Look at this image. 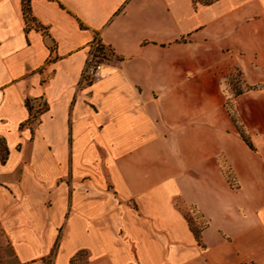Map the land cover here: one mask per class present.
Here are the masks:
<instances>
[{
  "label": "crops",
  "instance_id": "1",
  "mask_svg": "<svg viewBox=\"0 0 264 264\" xmlns=\"http://www.w3.org/2000/svg\"><path fill=\"white\" fill-rule=\"evenodd\" d=\"M30 7L27 31L22 0H0V264H264L224 106L228 72L249 84L264 63V0ZM95 38L106 77L90 82Z\"/></svg>",
  "mask_w": 264,
  "mask_h": 264
},
{
  "label": "rangeland",
  "instance_id": "2",
  "mask_svg": "<svg viewBox=\"0 0 264 264\" xmlns=\"http://www.w3.org/2000/svg\"><path fill=\"white\" fill-rule=\"evenodd\" d=\"M249 70V84H245L239 67L228 72L224 81V106L238 133L244 134L252 143L253 148H250L243 140L248 149L243 153L235 146V158L242 182L256 202L264 205V63L259 68L251 66ZM250 80L259 85L250 84ZM225 172L231 184L236 185L231 170L226 167ZM186 214L195 228L205 225L195 207L187 206Z\"/></svg>",
  "mask_w": 264,
  "mask_h": 264
},
{
  "label": "built area",
  "instance_id": "3",
  "mask_svg": "<svg viewBox=\"0 0 264 264\" xmlns=\"http://www.w3.org/2000/svg\"><path fill=\"white\" fill-rule=\"evenodd\" d=\"M107 59V50L102 46L99 38H95L87 58L84 78L90 82L104 79L106 77L104 67Z\"/></svg>",
  "mask_w": 264,
  "mask_h": 264
},
{
  "label": "trees",
  "instance_id": "4",
  "mask_svg": "<svg viewBox=\"0 0 264 264\" xmlns=\"http://www.w3.org/2000/svg\"><path fill=\"white\" fill-rule=\"evenodd\" d=\"M199 2H202L204 4H211L212 2H214L215 0H197ZM30 2L31 0H22V4H23V14H24V20H25V23H26V30L28 31L29 28L31 26H34L36 27L37 29H40V27L38 25H36V21L35 19L32 17L31 15V7H30ZM28 108H29V111H30V114H31V117L32 118H36V112L34 113V109H33V106L31 105V102L28 100L26 102ZM239 134L241 135V137L243 138V140L246 142V144L250 147V148H253L252 146V143L251 141L248 139V137H246L244 134L240 133ZM185 218L187 219L188 223H189V226H190V229L191 231L193 232L196 240L201 243V239H202V232L203 230L207 227V223H205L204 226H201L199 228H195L190 220V218L188 217L187 214H185Z\"/></svg>",
  "mask_w": 264,
  "mask_h": 264
}]
</instances>
